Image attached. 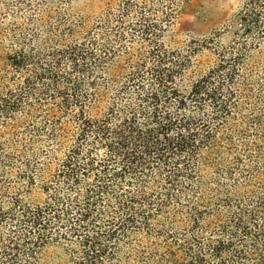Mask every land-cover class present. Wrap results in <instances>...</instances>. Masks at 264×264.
<instances>
[{
  "label": "trees",
  "instance_id": "1",
  "mask_svg": "<svg viewBox=\"0 0 264 264\" xmlns=\"http://www.w3.org/2000/svg\"><path fill=\"white\" fill-rule=\"evenodd\" d=\"M75 1L0 0V264H264V0Z\"/></svg>",
  "mask_w": 264,
  "mask_h": 264
},
{
  "label": "rangeland",
  "instance_id": "2",
  "mask_svg": "<svg viewBox=\"0 0 264 264\" xmlns=\"http://www.w3.org/2000/svg\"><path fill=\"white\" fill-rule=\"evenodd\" d=\"M103 0H77L74 9L97 11ZM240 0H183L179 6L174 39L187 35L204 36L225 23L237 9ZM1 55V53H0Z\"/></svg>",
  "mask_w": 264,
  "mask_h": 264
}]
</instances>
